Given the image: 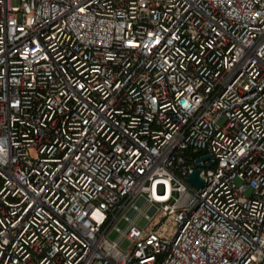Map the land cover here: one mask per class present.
<instances>
[{"label":"built area","instance_id":"built-area-1","mask_svg":"<svg viewBox=\"0 0 264 264\" xmlns=\"http://www.w3.org/2000/svg\"><path fill=\"white\" fill-rule=\"evenodd\" d=\"M0 264H264V0H0Z\"/></svg>","mask_w":264,"mask_h":264},{"label":"rangeland","instance_id":"rangeland-1","mask_svg":"<svg viewBox=\"0 0 264 264\" xmlns=\"http://www.w3.org/2000/svg\"><path fill=\"white\" fill-rule=\"evenodd\" d=\"M12 4L13 5H17V0H12ZM137 219H138V225L140 227L143 226L147 222V220L144 218V216L141 213L137 215ZM124 225H125L124 223H120V227H124ZM108 238L110 240H116L118 242V244H119V247L122 248V249H124V248H126L128 246V241L123 239L121 237V235L118 232L114 231V230H112L109 233Z\"/></svg>","mask_w":264,"mask_h":264},{"label":"water","instance_id":"water-1","mask_svg":"<svg viewBox=\"0 0 264 264\" xmlns=\"http://www.w3.org/2000/svg\"><path fill=\"white\" fill-rule=\"evenodd\" d=\"M204 157H208L210 158L211 156L210 155H206ZM204 157L202 158H199L196 160V163L198 166H200V161L201 159H203ZM199 172L200 170L198 168H195L190 174H189V182L191 184H193L194 186H197V187H201L202 184H203V180L201 178H199Z\"/></svg>","mask_w":264,"mask_h":264}]
</instances>
